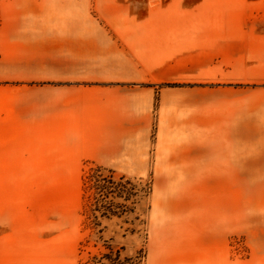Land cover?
<instances>
[{
	"label": "rangeland",
	"instance_id": "obj_1",
	"mask_svg": "<svg viewBox=\"0 0 264 264\" xmlns=\"http://www.w3.org/2000/svg\"><path fill=\"white\" fill-rule=\"evenodd\" d=\"M75 86L144 114L158 155L199 134L247 172L65 165L29 142ZM223 263L264 264V0H0V264Z\"/></svg>",
	"mask_w": 264,
	"mask_h": 264
},
{
	"label": "crops",
	"instance_id": "obj_2",
	"mask_svg": "<svg viewBox=\"0 0 264 264\" xmlns=\"http://www.w3.org/2000/svg\"><path fill=\"white\" fill-rule=\"evenodd\" d=\"M94 87L85 89L84 87L75 86L71 88H62L64 98L60 103V106L55 108L56 105L48 106L47 120L49 125H54V128H49V136L46 141H38L35 138L31 139L29 143L43 145V147L49 152H56L62 150L63 152H71V158H65L71 160V162L64 163L65 165L74 166L80 161L94 162L99 165H105L110 167H118L123 165L130 170L122 171L123 174H142L144 170H135L136 168H148L149 165L156 164L154 168L166 169L159 170L158 173H185V174H210V173H222V174H237L246 173V165L249 158L244 154L238 155H223L216 156L211 154L199 153L197 151L206 149V145H201L199 134H197L196 144H193V153H181L182 147L173 145L168 147L167 145L160 146L161 149L170 148L173 153H156L157 146L152 150L151 142L149 141L151 136V122H148V118L144 114H133L131 118L129 116H121V103H103L101 100H87L86 93H89ZM55 91V90H53ZM73 95V97H71ZM73 98V99H72ZM130 107V103L127 104ZM128 109V108H127ZM22 120L24 121L25 115L20 113ZM20 114H17V118L20 119ZM35 117H38L35 115ZM129 118L132 121H125L123 118ZM139 119L135 121V119ZM35 118L31 117L29 122L32 126L35 124ZM141 119V120H140ZM38 120V118H37ZM239 120V121H237ZM244 117L231 121L229 125V134L232 130L236 134L239 131H243L244 135L247 134V125L243 124ZM56 123L62 126L63 129L58 134V139L55 135ZM193 131L200 129L199 119L195 121ZM210 124L206 126L207 131H212ZM159 134L164 135L167 128L165 126H159ZM51 131V135L50 134ZM48 133V132H47ZM123 135L127 136L126 139ZM232 137V136H231ZM163 137H157V144L162 141ZM246 140L239 139V142ZM194 142V141H193ZM237 142L235 138H229L228 143ZM203 143H211L210 141H203ZM43 148V149H44ZM131 150H137L139 156L123 158L122 154ZM149 150L152 153H149ZM75 152V153H73ZM155 152V153H154ZM66 157V156H65ZM58 159L57 155L50 157V159ZM60 161V160H58ZM57 165H60L57 163ZM223 168V170L216 171ZM176 169L169 172L167 169ZM181 169V170H178ZM214 169V170H212ZM65 173H68L66 171ZM230 264V263H223Z\"/></svg>",
	"mask_w": 264,
	"mask_h": 264
}]
</instances>
